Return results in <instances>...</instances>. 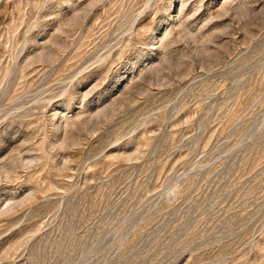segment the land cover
<instances>
[{"label":"rangeland","instance_id":"rangeland-1","mask_svg":"<svg viewBox=\"0 0 264 264\" xmlns=\"http://www.w3.org/2000/svg\"><path fill=\"white\" fill-rule=\"evenodd\" d=\"M0 264H264V0H0Z\"/></svg>","mask_w":264,"mask_h":264}]
</instances>
